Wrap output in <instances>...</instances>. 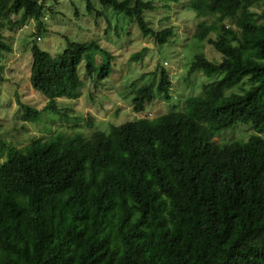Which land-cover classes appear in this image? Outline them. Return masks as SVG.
I'll use <instances>...</instances> for the list:
<instances>
[{
  "label": "trees",
  "instance_id": "trees-1",
  "mask_svg": "<svg viewBox=\"0 0 264 264\" xmlns=\"http://www.w3.org/2000/svg\"><path fill=\"white\" fill-rule=\"evenodd\" d=\"M47 1L0 0V82L11 51L3 30L32 19L40 34L45 12L54 13ZM98 1L159 45L173 35L148 25L152 1ZM254 1L189 0L199 20L192 37L220 58L194 56L188 75L214 80L182 110L89 136L59 131L18 148L0 139V264H264V10H251ZM86 10L103 15L92 0ZM112 59L94 40H67L55 55L34 41L29 81L46 103L37 109L19 101L21 119L64 116L57 100L81 96V62L102 80ZM149 74L150 82L132 84L135 112L157 96L171 99L168 71ZM237 123L251 125L246 140L214 141Z\"/></svg>",
  "mask_w": 264,
  "mask_h": 264
},
{
  "label": "rangeland",
  "instance_id": "rangeland-1",
  "mask_svg": "<svg viewBox=\"0 0 264 264\" xmlns=\"http://www.w3.org/2000/svg\"><path fill=\"white\" fill-rule=\"evenodd\" d=\"M92 1L95 9L103 11L102 16H97L96 11L87 12L86 0H48L46 6L52 7L54 13L45 12L40 34L32 19L15 31L3 30L11 46V51L5 52L2 58L4 81L0 82V139L7 145L22 147L32 139H45L59 131L71 136L77 133L89 136L94 130L109 132L111 125L182 110L188 96L202 94L203 86L214 80L200 71L187 73L196 54L204 53L211 60L220 58L210 44L192 37L199 20L190 9L189 0H146L154 4V9L144 14L148 25L155 31L173 29L169 42L163 45L152 35H144L126 14L103 9L98 0ZM250 8L260 13L264 10V0L254 1ZM217 28L218 24H214L213 31ZM67 40L97 41L113 55L112 72L102 80H94L86 73V62H81L79 74L84 83L81 96L74 100H57L64 116L48 112L36 122L23 121L19 101L37 109L46 103L29 81L34 41L41 49L55 55L66 47ZM143 48L147 50L141 59L133 60L132 56ZM98 59H93L95 64ZM159 66L170 75L171 99L165 101L157 96L144 111L135 112L131 104L132 84L150 82L153 76L149 73ZM252 132L249 123H237L220 131L214 141L246 140ZM4 159L5 155L1 160Z\"/></svg>",
  "mask_w": 264,
  "mask_h": 264
}]
</instances>
